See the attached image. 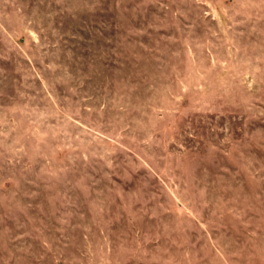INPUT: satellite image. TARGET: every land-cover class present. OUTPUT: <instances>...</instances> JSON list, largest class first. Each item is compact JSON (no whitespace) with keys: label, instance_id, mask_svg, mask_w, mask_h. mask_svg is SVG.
Here are the masks:
<instances>
[{"label":"rangeland","instance_id":"rangeland-1","mask_svg":"<svg viewBox=\"0 0 264 264\" xmlns=\"http://www.w3.org/2000/svg\"><path fill=\"white\" fill-rule=\"evenodd\" d=\"M259 244L264 0H0V264Z\"/></svg>","mask_w":264,"mask_h":264},{"label":"crops","instance_id":"crops-1","mask_svg":"<svg viewBox=\"0 0 264 264\" xmlns=\"http://www.w3.org/2000/svg\"><path fill=\"white\" fill-rule=\"evenodd\" d=\"M263 248H264L263 244H261V245L259 244V246L257 245V248H256L257 253H258V254H256V256H259V259H261V261H262L260 263H262V264H264V252L261 251V249H263ZM258 263H259V261H258Z\"/></svg>","mask_w":264,"mask_h":264}]
</instances>
